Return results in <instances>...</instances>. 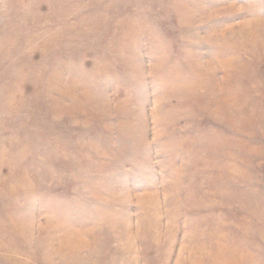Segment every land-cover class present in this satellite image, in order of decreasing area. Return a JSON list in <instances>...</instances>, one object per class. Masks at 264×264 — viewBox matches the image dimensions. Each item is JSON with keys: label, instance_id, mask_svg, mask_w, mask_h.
<instances>
[{"label": "rangeland", "instance_id": "1", "mask_svg": "<svg viewBox=\"0 0 264 264\" xmlns=\"http://www.w3.org/2000/svg\"><path fill=\"white\" fill-rule=\"evenodd\" d=\"M0 264H264V0H0Z\"/></svg>", "mask_w": 264, "mask_h": 264}]
</instances>
